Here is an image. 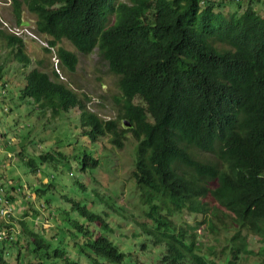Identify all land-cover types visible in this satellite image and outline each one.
<instances>
[{
	"label": "trees",
	"instance_id": "16d2710c",
	"mask_svg": "<svg viewBox=\"0 0 264 264\" xmlns=\"http://www.w3.org/2000/svg\"><path fill=\"white\" fill-rule=\"evenodd\" d=\"M23 1L35 17L36 32L54 48L45 52L55 55L61 71L73 73L77 64V54L63 48L62 41L81 54L97 49L117 78V115L103 120L89 112L87 98L54 70L41 69V61L26 72L31 63L26 42L3 33L8 50L3 62L20 65L23 80L18 91L8 94L7 88L0 96V110L7 108L11 115L16 109L11 102L34 103L38 116L49 121L77 110L87 144L108 137L115 150L130 135L131 190L137 193L136 212L133 207L126 215L115 201L113 208L103 200L96 202L97 191L89 193L81 179L70 183L72 172L65 169L69 163H75L82 176L99 168L95 154L84 148L75 153L72 146L79 136L65 148L56 140L52 149L57 150L46 146L37 151L29 144L22 151L30 158L20 161L35 174L37 160L47 180L33 186V198H43L45 207L60 205L53 219L57 236L44 238L21 223L22 236L32 244L23 248L35 260L26 264H139L131 252L113 243L121 229L112 219L147 236L153 247L161 246L158 264H247L250 258L249 264H264V17L253 0H231L242 12L229 16L216 11L224 3L210 0ZM15 12L20 25L19 2ZM1 80L0 75L3 87ZM193 151L213 155L217 163L199 160ZM60 180L78 195L60 194L54 200L52 191ZM205 199L212 200L215 219L218 212L228 217V223L219 226L208 218L211 233L221 231V238L213 234L222 245L219 249L202 245L195 227L174 220L183 209L208 212ZM249 236L258 237V250L249 248ZM21 255L17 251L11 262L0 250V264L23 263L26 256Z\"/></svg>",
	"mask_w": 264,
	"mask_h": 264
},
{
	"label": "rangeland",
	"instance_id": "374dc122",
	"mask_svg": "<svg viewBox=\"0 0 264 264\" xmlns=\"http://www.w3.org/2000/svg\"><path fill=\"white\" fill-rule=\"evenodd\" d=\"M119 1L129 3L130 0ZM210 1L215 5L220 2L224 3L223 8L218 9V7H216V11L223 12L225 16H229L237 11L238 13L242 12V9L238 10V5L235 2H231V0ZM253 2L256 12L264 17V0H253ZM246 3H249V1L247 0ZM21 10V18L26 22H30L32 25L30 20L31 18L34 19V16L27 11L24 5ZM3 17L8 20V22H15L13 5L10 8L4 9ZM39 39L45 43L44 36L39 34ZM27 43L31 49L29 46H25L24 51L30 58L31 63L27 67L26 72L32 68L38 67L37 64L40 61L42 62L40 68L44 71L51 72L52 70H58L57 73L63 79L62 82L70 83L74 92L83 96L84 100L87 98L85 104L89 112L96 114L103 120H115L117 115L115 98L120 96V92L117 88V78L109 72L107 64L100 60L97 49H94L89 54H81L77 53L68 42L62 41L63 48L77 54L76 68L73 73H68L63 69L61 71L59 66H55L56 57L54 54H47L45 50L42 49L41 45L36 42L27 41ZM7 51L5 40L0 37L1 82L7 84L8 88H10L8 94H10L12 89H15V91L19 90L22 85L23 76L20 75L22 73L20 65L3 62L7 56ZM11 104H14L16 108L11 112V115H8L9 112L7 108V110H0V137H4V140L11 142L9 155L0 154V187L4 189L3 195L7 197L13 207L10 226H15L16 231L13 233V235H15L13 242L17 245L15 246L7 242L4 244L0 243V250L2 251L4 259L13 262L17 251H19L22 254L21 259L26 256L24 262L20 264H26L27 260L32 262L35 261L32 254L30 252L28 253V251L23 248L29 249L32 247V244L25 239V236H22L21 223H24L28 230L37 232L40 235L42 234V236H45L44 238H49L52 235L57 236L59 233L57 229L58 223L54 222L56 218L54 214L57 213L56 208L60 205V202H54V204L50 206L46 205V207H42L44 199L39 197L33 198L32 196L34 192V189H32L33 186L35 187L37 184L38 187L41 180L47 182L44 176L45 171L37 160L35 161L37 168L35 174L31 173V170L20 161L21 158H23L24 161L30 158L27 151H22V149L25 150L29 144H32V146L39 151L43 150L46 146L52 149L54 142L58 140L59 148H61V146L65 148L68 144L73 145L75 137L79 136L80 141L78 140L77 143L72 146L73 149H75V153L81 148H84L86 151L90 152L91 155L95 154L96 156V154H98V159L100 161L99 168L91 173H83L84 176H82L75 167V163H69V165L65 167V169L72 172L71 175H68L69 182L75 183L81 179V183L87 187L89 193L93 190L97 191V193H94L96 202H101L103 200L107 202V206L112 205L113 208L115 201L118 206L124 208L126 215L133 213V207H135L134 212H136L137 201L134 200V196L137 195V193L131 190L133 188L131 172L134 161V142L130 135H127V139L119 150H115L114 147L109 144L108 137H102L95 143L87 144L86 137L82 136V129L79 124V113L77 110L70 111L59 117L56 121H49L46 116H38L40 109H38L34 103L25 104L22 102H11ZM13 121L15 126L14 130L13 128L11 129ZM22 123L29 124L30 126L28 129H21L23 126L21 125ZM27 134L29 135L28 138L26 137ZM193 155L199 160L217 163V159L213 155L198 151H193ZM64 176L66 177V174L63 175V177ZM15 185L16 189L13 191L14 189H11V187ZM62 186H64V183L61 181V184L57 186V191H52L54 200H57L60 194L63 196L67 194L71 197L78 195L77 192L74 193L75 190L72 186L68 189L69 192ZM112 192L115 194H112ZM103 195H105V197H103ZM88 196L89 195H86L85 198H88ZM206 202L209 206L213 205L211 199H206ZM36 210H38V212ZM121 211L122 210H118L117 214L122 215ZM216 214L218 215V219L215 220L217 225L228 221V217L219 212ZM119 220L120 221H118V219H112L121 229L116 230L119 233L116 234V239L112 240L113 243L118 246L120 250L131 252L132 256L139 261V264H158L162 247H153L147 236L138 234L132 226H128L121 219ZM136 220L147 222V220L144 219ZM181 220L183 223L191 226L203 221L204 223L198 227L202 236L201 242L203 244H214L217 248L220 247L221 244L216 242L214 239L215 236L213 235L217 231L214 233L209 231L208 222L204 218V215L190 214L188 211L183 210ZM6 226L4 221H0V229ZM19 232L20 235L17 236ZM248 239L249 248L256 251L260 246L257 238L249 236ZM65 243L71 249V241L69 238L65 239ZM142 244H145L144 249H141ZM253 259L254 258H250L246 263H251Z\"/></svg>",
	"mask_w": 264,
	"mask_h": 264
},
{
	"label": "clouds",
	"instance_id": "9594fccd",
	"mask_svg": "<svg viewBox=\"0 0 264 264\" xmlns=\"http://www.w3.org/2000/svg\"><path fill=\"white\" fill-rule=\"evenodd\" d=\"M15 2H19V8H20V18H21V12H22V10H21V8H22V6L24 5L25 7H26V5L24 4L25 2L23 1V0H13V2H12V0H0V33H3V34H6V35H10V36H13V37H15V38H18V39H22V40H24L25 42H26V46H29V44L27 43V41L28 42H36V43H38L39 45H41V47H42V49L44 50V49H49V50H52V51H54L53 49L54 48H52V47H50L49 46V43L47 42V40L45 39V43H43V41H41L40 39H39V34L36 32V30H35V28H34V19L33 18H31V22H32V25L30 24V22H26V21H24L22 18H21V24L19 25V24H17L16 22V12H15ZM203 3H204V1L202 2V5H203ZM12 5H13V9H14V13H15V22L14 23H11V22H8V20H6L4 17H3V11H4V9H6V8H10V7H12ZM26 9H27V7H26ZM27 11H28V9H27ZM35 18V17H34ZM43 36V35H42ZM29 48H30V46H29ZM31 49V48H30ZM56 60V62H55V66H58V60L57 59H55ZM58 71V70H57ZM57 71H55L56 73H57ZM58 74V73H57ZM59 76V79L60 80H62L63 81V79L61 78V76L60 75H58ZM8 88V86H7V84L5 83L4 84V86L2 87V85H1V83H0V96H3V95H5V93H6V89ZM4 110H7L6 108L4 109ZM4 142L6 141H8V140H4V137L2 138V137H0ZM98 139H100V138H98ZM98 141V140H97ZM96 141V142H97ZM8 142H10V141H8ZM91 143V142H90ZM92 143H94V142H92ZM10 145H11V142H10ZM10 145L8 144V143H6V144H4V146H3V148H4V152L3 153H0V154H4V155H9V148H10ZM96 156H98V154H96ZM5 199H6V197H5ZM7 200V199H6ZM9 202V201H8ZM203 203L205 204V206H206V208H207V210H208V212H206V213H190V214H202V215H204V218L206 219V221L208 222V218H213L214 219V221L216 220L214 217H213V215H214V211L213 210H211L210 209V207H209V205L207 204V202H206V199L205 200H203ZM11 204V203H10ZM45 205L44 204H42V207H44ZM183 210H186V209H183ZM187 211V210H186ZM183 213V211L181 212V213H178V214H176V216L174 217V220L177 222V223H182L184 226H189V227H195L196 228V233L198 234V236H199V242L202 244V245H204V246H206V247H212V248H216V249H219V248H217L216 247V245H214V244H210V243H207V244H203L202 242H201V238H202V236H201V233H200V229H198V227L199 226H201V224L202 223H204L203 221L201 222V223H198V224H196V225H194V226H191V225H188V224H185V223H183V221L181 220V214ZM220 213V212H219ZM4 223H6V227H3V228H1L0 229V231H5V230H9V229H11L12 228V231L10 232V234H8L7 235V238L4 240V241H1L0 243H2V244H4V243H9L8 241H13V238L15 237V235H13V233H14V231H16L15 230V226L14 225H11L10 226V221L9 222H5L4 221ZM226 223H228V221L226 222ZM219 225H221V224H219ZM219 225H217V226H219ZM209 229V228H208ZM210 231V230H209ZM215 231H217L218 232V230H215ZM214 231V232H215ZM211 232V231H210ZM216 232V233H217ZM215 233V234H216ZM219 234H220V238L222 237V235H221V231H219L218 232ZM217 233V234H218ZM18 235H20V232H19V234H17V236ZM254 237H256V236H254ZM17 238V237H16ZM249 238V237H248ZM257 238V241H258V237H256ZM249 240V239H248ZM216 242H218V241H216ZM259 243V242H258ZM259 245H260V243H259ZM211 248V249H212ZM259 248V247H258ZM258 248H257V250H258Z\"/></svg>",
	"mask_w": 264,
	"mask_h": 264
},
{
	"label": "built area",
	"instance_id": "2783aa9c",
	"mask_svg": "<svg viewBox=\"0 0 264 264\" xmlns=\"http://www.w3.org/2000/svg\"><path fill=\"white\" fill-rule=\"evenodd\" d=\"M8 143L10 145V142H4L0 138V153H3L5 150L3 148L4 144ZM3 188L0 187V221L9 222L13 207L12 205L5 199V196L3 195ZM12 231V228L5 231H0V242L4 241L7 238V235L10 234Z\"/></svg>",
	"mask_w": 264,
	"mask_h": 264
},
{
	"label": "water",
	"instance_id": "95a60500",
	"mask_svg": "<svg viewBox=\"0 0 264 264\" xmlns=\"http://www.w3.org/2000/svg\"><path fill=\"white\" fill-rule=\"evenodd\" d=\"M124 125H125V126H128V123H126V122L124 121Z\"/></svg>",
	"mask_w": 264,
	"mask_h": 264
}]
</instances>
